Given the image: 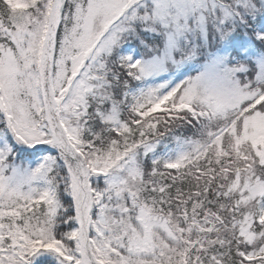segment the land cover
Listing matches in <instances>:
<instances>
[{"label":"snow or ice","instance_id":"1","mask_svg":"<svg viewBox=\"0 0 264 264\" xmlns=\"http://www.w3.org/2000/svg\"><path fill=\"white\" fill-rule=\"evenodd\" d=\"M0 264H264V0H0Z\"/></svg>","mask_w":264,"mask_h":264}]
</instances>
